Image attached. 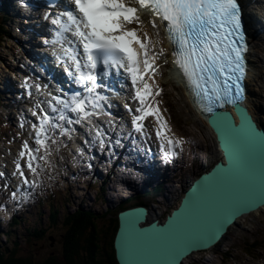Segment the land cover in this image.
I'll return each instance as SVG.
<instances>
[{
	"label": "snow or ice",
	"instance_id": "1",
	"mask_svg": "<svg viewBox=\"0 0 264 264\" xmlns=\"http://www.w3.org/2000/svg\"><path fill=\"white\" fill-rule=\"evenodd\" d=\"M134 2L140 9H151L153 16L167 22L169 38L179 47V51L175 53L176 63L198 102H208L207 111L211 112L212 106L217 102L235 103L242 97L244 89L241 81L245 77L243 53L247 50V45L238 0ZM64 8L52 21L53 25L58 26L53 39L46 42L61 46L57 58L70 65L66 70L70 76L76 77L77 83L85 85L87 95L73 92L67 98L53 97L49 101V107L52 113L58 114L55 118L47 110L40 108L39 104L36 105L38 111L33 112L38 121L33 125L36 146L32 147L28 140L23 142L13 175H18L23 184H28L20 160L26 158L29 171L34 176L39 175V169L42 168L40 162L50 156V145L60 143L54 139L55 130L59 128L61 136L68 135L71 131L61 123H73L66 113H74L77 116L75 123H80L82 119L91 117L89 105L94 109L100 106L99 100L103 97L96 93L95 98H92V94L96 87L95 70L101 61L105 69L123 68L130 76L135 98L140 103L136 109L139 114L133 117L132 123L137 131H142L145 118L149 115L156 117L159 125L156 136L167 162L169 156L176 155V148L182 141L168 135L167 123L155 107V94L145 80L144 73L149 69L154 71L153 64L158 54H150L148 43L141 39L138 30L128 27L134 22L143 23L138 9L129 6L127 0H71ZM151 22L156 27L155 20ZM69 32L73 38L71 40L66 35ZM133 43L139 45V51L133 48ZM162 51L161 49L160 52ZM149 97L152 99L149 100ZM248 133L255 136L250 127ZM40 149L44 150L43 153ZM260 164V196L264 199V137L260 138ZM3 175L0 173V177Z\"/></svg>",
	"mask_w": 264,
	"mask_h": 264
},
{
	"label": "rangeland",
	"instance_id": "2",
	"mask_svg": "<svg viewBox=\"0 0 264 264\" xmlns=\"http://www.w3.org/2000/svg\"><path fill=\"white\" fill-rule=\"evenodd\" d=\"M11 12L14 13L12 7ZM12 37H14L13 34ZM14 39H12V41H7L9 42L8 45L4 49L1 48L0 50V87L3 85V83L6 84L7 79H11L15 82L12 71L10 70L12 59L11 53L13 52V57L18 55V50L15 46ZM154 46L155 42L153 47ZM258 54L259 50L257 51L256 55ZM161 61L166 62L167 59L165 58V60ZM163 69L167 71L162 79L165 84L166 92L165 88L163 87V89H161L162 94L159 96V98L161 97L164 100L162 99L160 104H157L156 107L159 109L160 115L162 116L163 120L167 123L169 129L168 135L173 139L182 141L181 145L176 149L180 151V155L184 154V156L187 157L185 158L186 164L188 162L190 163V161H192V158L195 157L193 153V155H191L190 149H192L194 153L200 158L199 163L196 159H193V162L191 163L192 167L189 168L187 178L190 179L194 171L199 170L200 165L209 163L212 160L215 163L220 158V155L217 152L218 150L216 148L215 138L209 126L198 116L197 112L192 108L190 100L183 89L178 85H175L176 83L169 76L171 74L168 70V67L165 66L163 67ZM256 71H258V67L254 71L253 75L257 78V75H255ZM156 72L155 70L153 71L151 69L149 77L154 81V84L159 87L157 79L158 76ZM158 73H161V71H159ZM256 78H254L255 80L253 79L254 82L251 83L250 87L255 89L256 95L254 94L253 99L250 96V102L252 100L254 102L257 101L264 106V102H261L263 101L262 96L260 95L261 93H263L262 84L264 79L260 78L259 93V90L257 88L259 80ZM3 99V96L0 95V102H3ZM255 109L256 110L253 109V112L257 113V115L260 116V119L261 117L264 119L263 108L257 107ZM167 117L169 120L167 119ZM155 119L156 117L154 116L153 120ZM149 122L152 125V128L148 127L151 131L154 125L150 120ZM153 122H156V127L159 126L157 120ZM9 139L16 141L15 139H18V137L11 134ZM11 144L15 145L12 142ZM184 145L189 146L188 151L185 150L187 146ZM199 148L200 150H198ZM203 159L205 160V162L203 161ZM129 171L135 173V171H133L132 169H128V174L130 173ZM64 173L65 171L63 170V168H59L58 176H61L59 179L54 181V187L58 192H60L58 195L54 196L47 202L43 201L42 203H39L37 202V194L31 201L32 204H30L27 209L21 210L20 208V211L18 212L19 218H28L30 220L31 226H44L45 228H47V235L45 239L38 240L36 242H26L25 228L23 226L17 225L16 228L9 226L8 231H11L10 235L0 236L1 240L4 239L3 244L0 241L1 248L12 246V243L16 240V242L18 243L17 246L21 248V250H26L34 254L36 253V257L40 260H44L49 255L56 253L52 250L63 251L65 241L67 239L68 229L74 221H69L67 224V215L69 212L76 210L80 206H82L83 208H90V206L93 207V213L91 214L90 219L95 223V227H92L91 225L87 227L83 234V238L77 235L79 244H81L82 241V244H84V240L89 237L90 232H92L93 230H96L95 232L98 236L97 242L99 244H102L104 241H108L110 239L111 226H109V221L116 215L115 212L121 206L119 205L120 201L122 199H125L123 193L120 190H115V188L112 187V193L109 194V198H105L104 200L100 198L95 204V202L91 200L92 194L95 193V196L98 195V193H96V190L98 189L99 185L96 188L92 187V189L89 191L90 196L86 197L85 190L81 187L82 185H85V187L87 186L86 179L89 177V175H86L85 177H82L77 182H75L74 180H71L69 178V175L62 176V174ZM187 179H184V181L181 178L173 179L176 181H180V184H178L177 182H173V180L167 181L168 183L164 184L162 186V189L156 192L157 194H154V197L157 196V198H154L153 196L144 198V200L148 203V206L152 207L154 214L157 213L160 217H164L166 215V209L173 203L175 204L177 201H179L178 199H180L179 197L182 194L183 190L180 191L179 195H176L177 190L179 189V187H181L182 189L184 185L185 187L187 186L186 182L189 181ZM50 183L51 182H49V184ZM46 189L47 186H45L44 184L41 190L45 193ZM166 189L169 191H166ZM159 193L161 194L160 197H158ZM72 194L74 195L75 200H70V195ZM98 197H101V194ZM129 198L131 200V203L133 199H136V197L133 196ZM76 200L81 202H84L85 200L86 201L78 205L79 203L77 202L78 204H76ZM111 200H113L115 203L112 205H108V202H112ZM50 203L57 205V207L60 209L59 217L54 224L49 221V210L46 207ZM41 206H43V208ZM38 210L43 211L44 214L41 215ZM241 219L239 220L238 224L232 226V228L226 233V236L215 247L210 248V250H206L205 252L194 253L192 256L185 260L184 264H264V209H261L258 213L254 212L252 214L245 215ZM3 236L5 237L3 238ZM52 237H54V241L51 240ZM87 256V251H80L79 257L77 255V264H86L84 263V260H86ZM50 257L52 256H49V258ZM82 260L84 262H82Z\"/></svg>",
	"mask_w": 264,
	"mask_h": 264
},
{
	"label": "water",
	"instance_id": "3",
	"mask_svg": "<svg viewBox=\"0 0 264 264\" xmlns=\"http://www.w3.org/2000/svg\"><path fill=\"white\" fill-rule=\"evenodd\" d=\"M206 116L223 158L184 188L180 203L165 220L149 219L144 206L119 213L114 238L119 264H184L197 251L215 247L240 218L264 206L260 196L264 125L257 124L241 102Z\"/></svg>",
	"mask_w": 264,
	"mask_h": 264
},
{
	"label": "bare ground",
	"instance_id": "4",
	"mask_svg": "<svg viewBox=\"0 0 264 264\" xmlns=\"http://www.w3.org/2000/svg\"><path fill=\"white\" fill-rule=\"evenodd\" d=\"M8 1V0H7ZM10 1H14V0H10ZM128 1V3H129V6H133V7H136V5L134 4V2L132 1V0H127ZM243 4H244V6H245V10H246V4H248L249 3V1L250 0H240ZM253 2H255V0H253ZM135 5V6H134ZM5 6V3H4V1L3 0H0V9L1 8H3ZM27 6L29 7V9H33V10H38V9H42V13H44V15L47 13L46 12V4L45 3H42L40 6L38 5H36V3L34 2V0H28V2H27ZM56 9V11L57 12H59V10L60 11H63V10H61L60 8H59V6L58 7H56L55 8ZM13 10H14V12H15V14H17V15H21V19H19V22H20V25H22L25 29H26V34H27V38H28V25H27V23H31V25H33V22H32V20H36V16H34V17H31L30 18V16H28V14H26V12H24V8L23 7H20V5H19V3L16 1V3H15V6L13 7ZM139 15H140V17H141V20L143 21V19H145L144 20V22L143 23H140V24H137V23H132L133 24V26H134V24H136V26H137V28H135V29H137L138 30V28H139V30H140V32L142 33V34H139V36L141 37V39H144L145 40V42L146 43H148V46H149V49H150V52H151V54L152 55H154V54H161V55H166V53H167V56H168V58H167V63L165 64V66L166 67H168V70H169V72H170V74L171 75H173V71H172V69H171V66H172V64H173V62H172V58L170 57V54H171V50H172V44H171V42L170 41H168L166 38H165V34H164V32L162 31V30H160L159 29V26H158V24H157V20L156 19H153V20H155V24H156V27H153L152 26V20L151 19H149L148 18V14L146 13V10L145 9H140L139 8ZM250 13V12H249ZM251 14H252V16H251V21H252V24L254 25H257V28H254L251 24V27L253 28H251V30H250V32H249V40L247 41L248 42V45H249V43H250V48H248V51H247V54H246V57H247V59H248V69H247V75H246V79H245V82H246V91H245V96H244V101H245V104L247 105V108H248V110H249V112L251 113V115L254 117V119L255 120H257L258 121V123H261V124H263L264 125V119L261 117V119H260V116L259 115H257V113H255V112H253L254 110H256L255 108H257V107H261V108H263V112H264V106L262 105V104H260V103H258L256 100V102H254L253 100L250 102V96L252 97V99L254 98V94L256 95V91H255V89H253V88H250L251 87V83L252 82H254V78H256V76H253L254 75V71L257 69L256 68V60H258V56L256 55V52H257V46L259 45V34L257 33V32H259V30H260V24L261 23H263L262 22V20H261V17L259 16V15H257V13H255V15L256 16H254V14L251 12ZM44 15L42 16V18H44ZM259 17H260V19H259ZM132 24H130V25H132ZM255 29V30H254ZM15 32H16V35H18V32L17 31H13V34H15ZM145 34H147V37H145ZM20 35H21V37L24 35V33H23V31H20ZM38 35H40L39 34V32H35V34H34V36H33V38L35 39ZM263 36H264V32H263ZM16 42H18V41H16ZM154 42H155V46L153 47V45H154ZM173 42V41H172ZM31 46H33V45H31ZM163 50L162 51V53L160 52V50ZM165 49V50H164ZM21 51L22 52H24L25 50H24V47L23 46H21ZM41 58H42V56H41ZM42 60H43V63L46 65L47 63H46V59H44V56H43V58H42ZM260 60V59H259ZM160 63V59H155V66H157V64H159ZM35 68H37L38 69V67H35ZM157 69V67H155V70ZM255 69V70H254ZM39 70H41L42 72H44V71H51V69H49V68H47L46 66L44 67V66H42ZM260 71H261V69L260 68H258V71H256L255 72V75H257V78L256 79H258L259 78V73H260ZM161 73H163L162 71H161ZM253 73V74H252ZM258 73V74H257ZM57 74H59V73H57ZM178 77V80L180 81V77L179 76H177ZM169 79V78H168ZM254 79V80H253ZM153 84H154V81H153ZM153 84H151V89H152V91H153V93L155 94V99L158 97V94H156V92H155V89H158L159 91H161L160 90V87H158V86H156V88L154 87V85ZM249 84V85H248ZM24 87H25V84H24ZM21 88V87H20ZM25 89V88H24ZM1 91V90H0ZM1 93L3 94V96H4V98H8V97H10L11 96V89H8V90H6L5 92H3V91H1ZM25 94L26 95H28V93H27V91H26V89H25ZM29 96V95H28ZM152 98V97H151ZM160 98L158 97V104H160V100H159ZM262 102V101H261ZM191 103V102H190ZM157 105V104H156ZM191 105H192V107L194 108V110L197 112V114H198V116L205 122V123H207V125L209 126V124H208V120H207V116H206V114H204L203 112H200L192 103H191ZM39 106H41L42 108H44L45 110H47L46 108L47 107H45L44 105H42L41 103H39ZM156 107V106H155ZM254 109V110H253ZM129 109L127 110V111H124V115H126L127 113H129ZM164 114V113H163ZM166 114H168V113H166ZM165 116V115H164ZM55 117V116H54ZM166 117V116H165ZM167 119H168V117H167ZM169 120V119H168ZM152 122H153V120H152ZM171 122V121H170ZM99 123V122H98ZM35 123H33L32 125L31 124H29V126H27V129L28 130H30V129H34L33 128V125H34ZM102 126H101V123H99V124H97V128H101ZM209 128H210V130L212 131V133H214L215 134V132L212 130V128L209 126ZM154 129H155V131H153L152 133L153 134H156V130H157V127L154 125ZM100 130V129H99ZM111 130H112V133H115V129L114 128H111ZM104 133L106 134V135H110L108 132H105L104 131ZM140 142H145V140L143 141H140ZM145 143H149L152 147H153V149L151 148L150 150L148 149V150H145V151H143L142 150V152L146 155V156H148V157H146V158H148L149 159V161H156V162H154V163H158L157 161H158V159L157 158H159V159H161L160 158V156L159 157H157V152H159L158 151V146H157V144H156V141L155 140H151V139H146V142ZM156 145V146H155ZM217 145V144H216ZM184 146H187V145H184ZM138 149H140V148H138ZM220 150V149H219ZM182 158V157H181ZM185 158H187V157H185L184 156V158H183V160L185 159ZM8 159H9V157H8V155H7V157L3 160V161H8ZM182 160V161H183ZM164 161H165V159H163V162H161V164H163L164 163ZM168 161L170 162V163H172V165H174L173 164V162L172 161H170L169 159H168ZM12 165V164H11ZM155 166V165H154ZM180 166H184V165H182V164H180ZM204 166H207V164L206 165H204ZM12 167H13V165H12ZM208 167V166H207ZM207 167H206V170H207ZM185 168H187V172L185 171V172H183V174L184 175H187L188 176V171H189V168L187 167V165H185ZM205 167H203V169L199 172V173H197V175L198 174H200L201 172L203 173V172H205V169H204ZM150 169V168H149ZM13 171L14 172H16L15 171V169H14V167H13ZM182 171V170H181ZM185 176H181V179H183V181H184V179H186V177L184 178ZM188 178V177H187ZM187 180H189V179H187ZM173 182H177L178 184H180V181H176V180H173ZM168 183V182H167ZM186 184H187V182H186ZM185 188V185H184V187L181 189V187H179V189L177 190V193H176V195L178 194H180V191H182L183 189ZM166 191H169V190H167L166 189ZM152 192H154L153 194H157L156 193V191H155V188H154V186H153V189H152ZM171 192V191H170ZM168 193V192H167ZM138 194L142 197V193H140V190H138ZM160 194V193H159ZM118 196V195H117ZM181 196V195H180ZM133 199V198H132ZM110 200V199H109ZM108 200V201H109ZM76 202V201H75ZM120 202H122V200L120 201ZM115 202L114 201H112L111 203L109 202V204L110 205H112V204H114ZM76 204H78L77 202H76ZM94 204V203H93ZM173 205H175L174 203L171 205V206H173ZM261 209H264V206L262 207V208H260V209H258V210H255V211H253L252 213H254V212H260V210ZM251 213V214H252ZM155 216V218H158V214L156 213V214H154V212H153V210H152V207H150L149 208V214H148V217H149V219L150 218H153L154 216ZM248 215V214H247ZM241 219V218H240ZM239 219V220H240ZM242 220V219H241ZM234 225H236V224H234ZM234 225H232V226H234ZM232 226L230 227V229L232 228ZM226 236V235H225ZM224 236V237H225ZM223 237V238H224ZM222 238V239H223ZM257 241V240H256ZM206 250H210V248H208V249H205V250H201V251H197L196 253H200V252H205ZM190 257V256H189ZM188 257V258H189ZM187 259V258H186ZM185 259V260H186ZM185 260H184V263H185ZM206 262V261H205Z\"/></svg>",
	"mask_w": 264,
	"mask_h": 264
},
{
	"label": "trees",
	"instance_id": "5",
	"mask_svg": "<svg viewBox=\"0 0 264 264\" xmlns=\"http://www.w3.org/2000/svg\"><path fill=\"white\" fill-rule=\"evenodd\" d=\"M4 23H0V39H2L6 33L4 28ZM54 211V210H53ZM87 214V215H83ZM58 216H52V223H56ZM89 212L87 213H75L69 215L67 217L66 223L69 221H73L72 225L68 229L67 239L65 241V246L63 251L52 250L55 251V254H51L44 259L40 260L36 257V253H31L26 250H21L17 245L18 243H12V246H8L6 248L0 247V264H77L79 252L87 251V258L85 261L86 264H118L117 259L115 257V251L113 246V237L115 230L117 228V219L115 217L111 218L110 225V239L108 241H104L102 244L97 242L98 236L96 235V230L90 232L89 237L86 238L85 243L79 244L78 236L83 238V234L87 227L92 225V220ZM22 219H14L12 225L21 224ZM74 225V226H73ZM73 226V227H72ZM47 228H27V237L25 236V240L28 242H36L38 240L45 239L47 235ZM72 229V230H71ZM11 231H8V235H10ZM98 233V232H97ZM78 255V257H77ZM100 255V256H99ZM82 260V262H84Z\"/></svg>",
	"mask_w": 264,
	"mask_h": 264
}]
</instances>
